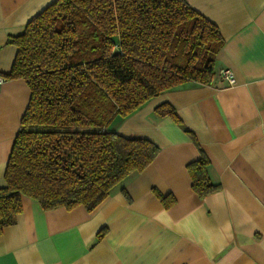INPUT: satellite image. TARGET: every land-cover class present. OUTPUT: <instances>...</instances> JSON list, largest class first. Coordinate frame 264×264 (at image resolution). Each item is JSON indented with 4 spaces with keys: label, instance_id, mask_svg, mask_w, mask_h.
<instances>
[{
    "label": "crops",
    "instance_id": "obj_1",
    "mask_svg": "<svg viewBox=\"0 0 264 264\" xmlns=\"http://www.w3.org/2000/svg\"><path fill=\"white\" fill-rule=\"evenodd\" d=\"M53 0H0V75L16 48L8 36ZM224 39L209 85L185 82L143 103L104 130L145 137L158 152L116 184L92 210H22L0 233V264H264V0H186ZM229 68L235 83L217 76ZM29 99L22 78L0 85V186ZM168 103L179 121L160 115ZM208 159L216 190L191 187L187 164ZM171 195L164 206L157 197Z\"/></svg>",
    "mask_w": 264,
    "mask_h": 264
},
{
    "label": "trees",
    "instance_id": "obj_2",
    "mask_svg": "<svg viewBox=\"0 0 264 264\" xmlns=\"http://www.w3.org/2000/svg\"><path fill=\"white\" fill-rule=\"evenodd\" d=\"M7 42L16 52L3 77L24 79L29 99L0 186V233L22 195L45 210L90 211L149 164L153 141L103 127L182 83L211 84L224 39L186 0H53ZM156 111L179 121L168 103ZM207 166L203 154L187 164L200 197L218 187ZM154 192L164 206L174 202Z\"/></svg>",
    "mask_w": 264,
    "mask_h": 264
},
{
    "label": "built area",
    "instance_id": "obj_3",
    "mask_svg": "<svg viewBox=\"0 0 264 264\" xmlns=\"http://www.w3.org/2000/svg\"><path fill=\"white\" fill-rule=\"evenodd\" d=\"M219 79L226 85H232L235 83V77L229 68H220L216 72ZM4 77L0 75V85L4 82Z\"/></svg>",
    "mask_w": 264,
    "mask_h": 264
}]
</instances>
